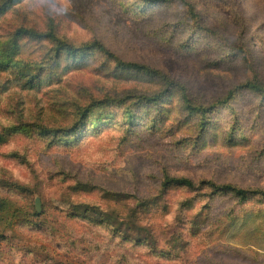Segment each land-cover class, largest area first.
<instances>
[{
	"label": "rangeland",
	"instance_id": "1",
	"mask_svg": "<svg viewBox=\"0 0 264 264\" xmlns=\"http://www.w3.org/2000/svg\"><path fill=\"white\" fill-rule=\"evenodd\" d=\"M209 183L264 190V0H0V264H264Z\"/></svg>",
	"mask_w": 264,
	"mask_h": 264
},
{
	"label": "trees",
	"instance_id": "2",
	"mask_svg": "<svg viewBox=\"0 0 264 264\" xmlns=\"http://www.w3.org/2000/svg\"><path fill=\"white\" fill-rule=\"evenodd\" d=\"M157 1V0H155ZM158 1H163V0H158ZM16 38H22V37H32V38H37V39H45V38H54V33L53 32H40L37 31L35 29H29V28H19L17 29L16 33ZM100 50L103 53H106L108 56L110 57H114L113 54H111V52H109L105 47L101 46V45H92V46H83V47H74L70 44L67 43H59L58 44V49L57 52L59 53V55H61L62 52H65V54L68 57H75L78 53H86V51H93V50ZM118 64L119 67H121L122 69H136V70H144L145 72H151V68L149 66L146 65H141L138 63H134V62H123L121 60H118ZM153 72H155V70H153ZM24 77H29L30 76V72H26L25 74H22ZM32 77L29 81L30 83H33L31 86L34 85V79L36 78ZM238 89H249L255 92H262L263 91V87L253 81H248L244 84H241ZM237 90H231L228 93V96L225 100H223L221 103H226L228 101V99L235 93V91ZM188 104V108L189 109H193L191 102L186 99L185 100ZM104 102H100L97 101L96 103L92 104L91 106H99L102 105ZM89 110V107L85 108L83 111L79 112L80 114H82V116H86V111ZM78 113V114H79ZM79 117H81L79 115ZM128 117H132V116H128ZM48 130H46L47 132ZM49 132V131H48ZM66 133H70L69 130L65 131ZM51 133V131L49 132ZM210 184V183H209ZM212 188L215 189V191L217 193H226V194H232L233 196L237 197L240 201L242 202H246L248 200H250L252 197H256V196H264V190L263 189H245L242 187H239L237 185H233V184H225V185H216V184H210ZM164 186L167 187H184V188H195L197 187L196 182L190 178H185V177H171L169 175H166L164 178ZM106 215V214H105ZM103 215V216H105ZM86 218V217H85ZM94 221V219H93ZM105 221H107L106 219H104L102 217V219L98 220L99 224L105 223ZM140 231V228L139 230ZM144 240H140L138 239L136 242L137 244L141 243ZM154 253H157V251H154ZM164 256V255H163ZM167 256V255H165ZM164 256V257H165Z\"/></svg>",
	"mask_w": 264,
	"mask_h": 264
},
{
	"label": "water",
	"instance_id": "3",
	"mask_svg": "<svg viewBox=\"0 0 264 264\" xmlns=\"http://www.w3.org/2000/svg\"><path fill=\"white\" fill-rule=\"evenodd\" d=\"M36 208H37V211H38L39 213L42 212V209H41V206H40V199H37V200H36Z\"/></svg>",
	"mask_w": 264,
	"mask_h": 264
}]
</instances>
